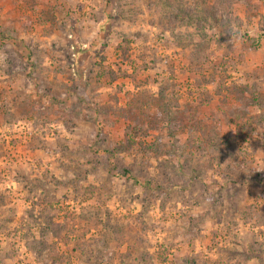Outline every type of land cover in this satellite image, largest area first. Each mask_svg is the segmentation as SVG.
Wrapping results in <instances>:
<instances>
[{"label": "rangeland", "instance_id": "1", "mask_svg": "<svg viewBox=\"0 0 264 264\" xmlns=\"http://www.w3.org/2000/svg\"><path fill=\"white\" fill-rule=\"evenodd\" d=\"M0 264H264V0H0Z\"/></svg>", "mask_w": 264, "mask_h": 264}]
</instances>
